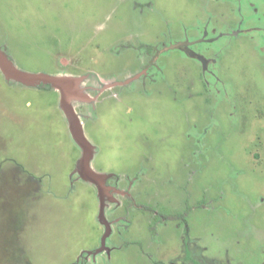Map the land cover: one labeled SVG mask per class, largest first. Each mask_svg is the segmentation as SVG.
Instances as JSON below:
<instances>
[{"label": "rangeland", "instance_id": "374dc122", "mask_svg": "<svg viewBox=\"0 0 264 264\" xmlns=\"http://www.w3.org/2000/svg\"><path fill=\"white\" fill-rule=\"evenodd\" d=\"M0 59V264H264V0H0Z\"/></svg>", "mask_w": 264, "mask_h": 264}, {"label": "trees", "instance_id": "16d2710c", "mask_svg": "<svg viewBox=\"0 0 264 264\" xmlns=\"http://www.w3.org/2000/svg\"><path fill=\"white\" fill-rule=\"evenodd\" d=\"M39 88L40 89H45V85L43 83H40L39 84ZM131 204L137 209L144 210V211H149L151 213H156V210L154 208H152L151 206L139 204V203H136V202H133ZM192 210H193V207L190 206V205H187L186 209L184 210L183 213H179V214H161V213H157V215H159L161 217L162 221L179 222L180 224H187V218L189 217V215H190ZM152 231H153V234H156L154 227H152Z\"/></svg>", "mask_w": 264, "mask_h": 264}, {"label": "water", "instance_id": "95a60500", "mask_svg": "<svg viewBox=\"0 0 264 264\" xmlns=\"http://www.w3.org/2000/svg\"><path fill=\"white\" fill-rule=\"evenodd\" d=\"M0 64L2 65V67H3L5 70L11 72L12 74H14L15 76H17L18 78H20V79H22V80H25V79H27V78H29V77L31 78V76H28V75H26V74H22V73H18L16 70L10 68V67L5 63V61H4L3 59H0ZM42 79H43V78H42ZM44 80L48 81L46 78H45Z\"/></svg>", "mask_w": 264, "mask_h": 264}]
</instances>
